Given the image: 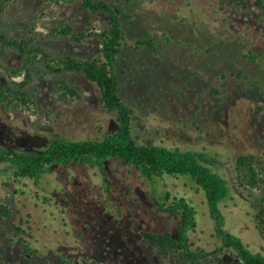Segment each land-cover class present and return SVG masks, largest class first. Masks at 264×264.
I'll return each mask as SVG.
<instances>
[{"label": "rangeland", "instance_id": "374dc122", "mask_svg": "<svg viewBox=\"0 0 264 264\" xmlns=\"http://www.w3.org/2000/svg\"><path fill=\"white\" fill-rule=\"evenodd\" d=\"M247 1L248 9L227 0H132L125 6L133 15L123 21L125 34L135 38L148 31L161 45L156 55L147 49L124 54L117 73L137 142L203 151L230 188L223 204L227 229L264 253L255 220L264 185L251 188L235 171L237 155L251 153L264 175V25L255 1ZM47 20L70 22L76 30L108 26L103 15L86 11L80 1L0 4L3 29L20 35L29 23L37 30V41L57 53L100 55L101 42L94 36L80 44L47 38ZM163 32L170 41L162 38ZM249 50L262 55L252 60L246 57ZM17 60L16 54L0 49V61L13 65ZM61 79L82 86L81 98L63 102L54 92ZM4 80L0 71V82ZM29 90L34 111L0 105V145L8 149L42 150L57 135L100 137L121 123L120 114L100 105L96 86L81 74L39 75ZM0 167L6 169L0 174V203L12 210L11 218H0V264H183L174 256L161 257L144 239L145 231L175 233L178 219L158 209L150 181L121 159L108 160L105 175L97 167L72 163L55 167L39 182L15 180L12 167ZM156 181L160 194L169 191L194 206L197 226L191 239L212 245L203 191L181 175L164 174ZM21 217L29 218L31 227L22 225L26 232L15 228ZM20 235L40 253H25L14 242ZM214 258L215 264H238L229 252Z\"/></svg>", "mask_w": 264, "mask_h": 264}, {"label": "trees", "instance_id": "16d2710c", "mask_svg": "<svg viewBox=\"0 0 264 264\" xmlns=\"http://www.w3.org/2000/svg\"><path fill=\"white\" fill-rule=\"evenodd\" d=\"M44 1L59 4L63 0ZM65 1H80L86 11L103 15L108 23L107 28L98 31L90 27L76 30L70 22L57 23L47 20L46 37L66 38L80 44L94 36L101 42L100 55L84 58L68 53H57L37 41V30L29 23L25 32L20 35L0 27V49L12 52L18 57L13 65L0 61V71L6 78L0 82V105L6 109L18 105L34 111L36 101L29 86L37 76L48 73L57 75L75 73L83 75L96 86L100 105L108 112H118L121 123L119 128L95 138L72 139L54 136L48 146L42 150L8 149L0 145V164H8L13 168L12 174L15 180L31 179L39 182L55 167L72 163L91 168L97 167L105 175L106 162L110 159H121L129 170H134L139 177L150 181L151 193L158 209L178 219L175 233L168 230L143 233L144 239L161 257L174 256L183 264H215L214 254L229 252L238 260V264H264V253L250 249L240 236L227 229L223 204L230 198V188L226 178L209 163L203 151L138 143L132 133V109L120 96L117 66L120 58L126 53L147 49L152 55H156L161 45L148 31L135 38H128L125 34L123 21L133 18L132 13L125 6L131 5L132 0H118L115 3L108 0ZM227 1L239 8L248 9L247 0ZM254 1L260 9L257 17L264 25V0ZM9 3L10 0H0L3 6ZM162 38L170 41V37H167L165 32L162 33ZM258 56L253 55L250 50L246 54V57L252 60L257 59ZM129 69V66L122 68V73L125 74ZM82 91V86L66 79L59 80L54 87V92L65 103L80 99ZM4 171L6 169L0 167V174ZM235 171L251 188L260 189L264 185L263 168L251 153L237 155ZM164 174L185 176L203 191L204 203L212 222V245H197L191 239V233L197 226L196 210L185 197H171L169 191L162 194L158 192L156 180L163 178ZM11 216V208L7 204L0 203V218H11ZM255 220L264 237V197L259 202ZM23 224H26L27 228L31 227L28 217H21L15 228L26 232L22 227ZM14 242L23 246L25 253H40L39 248L33 247L22 235ZM89 263L96 264V261L91 260Z\"/></svg>", "mask_w": 264, "mask_h": 264}]
</instances>
